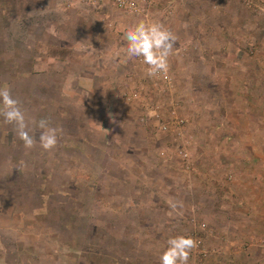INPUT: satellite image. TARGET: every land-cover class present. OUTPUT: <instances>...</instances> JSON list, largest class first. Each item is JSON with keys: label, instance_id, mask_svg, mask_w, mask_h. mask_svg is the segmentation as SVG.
<instances>
[{"label": "rangeland", "instance_id": "374dc122", "mask_svg": "<svg viewBox=\"0 0 264 264\" xmlns=\"http://www.w3.org/2000/svg\"><path fill=\"white\" fill-rule=\"evenodd\" d=\"M166 1L148 18L113 10L107 44L116 38L122 50L79 66V17L57 16L69 7L0 0V87L37 139L26 149L0 115V264H160L178 235L197 242L188 264H264V185L251 177H264V162L251 161L264 158V52L248 39L264 48V0H180L165 18ZM141 19L168 27L174 48L192 45L169 58L174 94L127 56L124 34ZM140 83L166 120L177 101L183 139L143 122L139 102L124 97ZM41 119L57 129L51 151L39 146Z\"/></svg>", "mask_w": 264, "mask_h": 264}, {"label": "clouds", "instance_id": "9594fccd", "mask_svg": "<svg viewBox=\"0 0 264 264\" xmlns=\"http://www.w3.org/2000/svg\"><path fill=\"white\" fill-rule=\"evenodd\" d=\"M124 39L127 42V56L129 58H142V63L147 65L146 74L149 77L166 76L169 70V58L173 54L176 35L164 24L158 21L141 19L130 26ZM0 115L5 121L13 124L19 139L23 141L26 149L36 146L37 139L31 134L29 122L20 107V102L12 95L7 87H0ZM38 128L39 146L45 151H51L58 142L57 129L51 127L46 119L32 122ZM179 202L170 198L168 204L175 209ZM168 247L160 257V264H188L192 249L197 247V242L191 236L178 235L167 241Z\"/></svg>", "mask_w": 264, "mask_h": 264}, {"label": "crops", "instance_id": "0c3cea01", "mask_svg": "<svg viewBox=\"0 0 264 264\" xmlns=\"http://www.w3.org/2000/svg\"><path fill=\"white\" fill-rule=\"evenodd\" d=\"M67 0H45L46 5L50 6V7H54L57 5H60L63 3V5L66 3ZM160 0H154V2L157 4L159 3ZM180 2V0H167L166 1V6L165 10L163 11V17L167 18L168 14L172 15L173 14V9H175V5L177 2ZM196 3L199 2H206V3H210V2H214L213 0H194ZM162 3V2H161ZM169 5V6H168ZM116 12H120L118 10H115ZM168 13V14H167ZM171 13V14H170ZM69 14H71V16L75 15L79 17V57L81 59H79V66H82L84 64V61H86V59H89V57H93L99 54H104L106 56H108L111 53V47H113V51L112 52H116L118 49L122 50V48H118V41L115 42L116 38L110 41L109 44H107V42L109 40H107L106 37H109L113 35V32H111L109 30L108 27V23L109 21H107L111 16L114 17V12L110 11V10H101V9H96L87 5H83L80 3L75 2L74 5L72 6V8H68V9H62L61 12L58 13V17L60 19L65 18L66 16H68ZM119 17V16H118ZM241 31L244 30V26H241ZM112 29V28H110ZM209 32H207L208 34ZM241 32L240 34L242 35V39L243 38H248L247 36L243 35ZM248 39H252V42L250 43L251 45V50H255V52H260L263 51L264 52V48L261 47V43L260 42H255L254 40L256 38H248ZM200 43L203 45L202 42H199L197 44H195V48L198 47V44L200 45ZM185 45V47L183 46ZM182 46V47H181ZM204 46V45H203ZM192 48V45H190L189 42H185V44H182L178 47H175L173 50H178V52L180 54H182V52L187 51L188 49ZM205 48V47H204ZM177 52V51H176ZM103 55V56H104ZM228 55V53L223 55V58H226ZM222 58V60L226 63L223 64V62L221 63L222 66H227L230 65V63L227 62V60H224ZM243 58V57H242ZM239 59L237 61V64H240L241 62L243 63V60ZM253 65H257V60H253ZM241 63V64H242ZM259 63H263L262 65H264V62H259ZM233 65V63H231ZM111 67H115L114 65H112ZM90 76H86L84 77V80H90L93 81L92 78H89ZM241 78V77H240ZM244 79V80H243ZM243 83H251L249 78L247 77H243L242 78ZM247 87H246V91H247ZM241 115V117L246 116L247 114L243 111H241V113H239ZM252 162H264V158H252L251 160ZM264 166V165H263ZM244 177V176H243ZM252 180L253 183H258V184H263L264 185V177H262L258 171L256 170L255 173L252 174ZM264 191V190H263Z\"/></svg>", "mask_w": 264, "mask_h": 264}, {"label": "built area", "instance_id": "2783aa9c", "mask_svg": "<svg viewBox=\"0 0 264 264\" xmlns=\"http://www.w3.org/2000/svg\"><path fill=\"white\" fill-rule=\"evenodd\" d=\"M243 5L253 6V0H240ZM74 2L87 5L96 9L101 10H110L115 11L118 10L126 15L130 16H138L143 18H148L150 16V5L154 2V0H67L63 7H72ZM63 5V4H62ZM257 8V5L255 4ZM109 28H113V23L108 24ZM179 53V52H177ZM182 55L185 56L184 52ZM139 63H142V58L138 57ZM157 81L163 84L166 93L174 94L176 92V86L174 82V78L170 70L166 76L160 75L158 77H154ZM124 97L128 102H139L143 110L142 120L143 122H149L152 118L153 120L158 122V130L164 133H168L170 131L174 132L175 135L183 139L186 135V125L187 119L183 118L182 115L179 114V104L176 100H171L168 108L169 119L166 120L163 118L162 108L158 104H152L149 99L148 88L145 84L140 83L139 86L134 89L132 92L125 93ZM151 118V119H150ZM187 145H190V142H187ZM159 155L163 158H166V151L159 152ZM170 155H175L174 152L170 153ZM177 155L179 158L189 162L190 154L186 147H181L180 150L177 149ZM187 169H190L187 166Z\"/></svg>", "mask_w": 264, "mask_h": 264}]
</instances>
